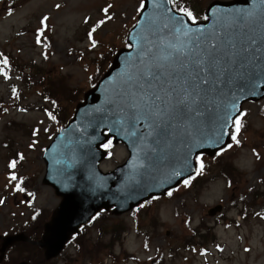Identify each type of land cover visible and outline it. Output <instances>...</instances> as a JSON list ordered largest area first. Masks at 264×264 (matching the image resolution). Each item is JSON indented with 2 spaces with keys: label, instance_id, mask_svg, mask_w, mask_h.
I'll list each match as a JSON object with an SVG mask.
<instances>
[{
  "label": "rangeland",
  "instance_id": "obj_1",
  "mask_svg": "<svg viewBox=\"0 0 264 264\" xmlns=\"http://www.w3.org/2000/svg\"><path fill=\"white\" fill-rule=\"evenodd\" d=\"M184 1L203 20L212 2L232 0ZM142 5L143 0H0L1 249L7 244L0 264H264V98L244 103L243 126L239 134L232 130L239 143L232 139L223 151L197 158L198 175L171 195L124 213L100 212L59 256L46 259L39 245L62 200L44 182L43 151L60 129L45 110L54 103L47 97L57 107L68 106L70 121L128 46ZM30 67L47 81L37 73L33 82ZM106 147L104 170L126 160L123 143ZM218 205L222 209L212 213Z\"/></svg>",
  "mask_w": 264,
  "mask_h": 264
},
{
  "label": "water",
  "instance_id": "obj_2",
  "mask_svg": "<svg viewBox=\"0 0 264 264\" xmlns=\"http://www.w3.org/2000/svg\"><path fill=\"white\" fill-rule=\"evenodd\" d=\"M128 43L44 152V182L62 197L39 241L47 259L103 208L124 213L195 174L198 154L229 144L242 105L264 98V0L214 1L198 23L144 0ZM110 137L130 155L104 172Z\"/></svg>",
  "mask_w": 264,
  "mask_h": 264
},
{
  "label": "trees",
  "instance_id": "obj_3",
  "mask_svg": "<svg viewBox=\"0 0 264 264\" xmlns=\"http://www.w3.org/2000/svg\"><path fill=\"white\" fill-rule=\"evenodd\" d=\"M183 2L177 4L176 2H174V6L175 8H177L178 10L180 9V11L183 10H187V11H191L193 13V15L197 18L198 17V14L197 12L194 10L193 7H191V5H188L187 4V1H184L182 0ZM184 12V11H183ZM102 56V55H101ZM98 57V58H101ZM6 58H4V61H5ZM8 60V59H6ZM30 77L33 78V82L35 81V78L37 76V73H38V76L40 75V72L39 70H36V67H30ZM29 76V75H28ZM43 78V81L42 83H45L47 81V78H46V75L45 73L44 74H41L40 75V79L42 80ZM52 83V81H51ZM50 87V86H49ZM51 88V91L53 93H58V91H56L54 88L50 87ZM53 97V96H52ZM76 97V96H75ZM49 100H52V102L54 103H50L49 107L51 108H46V112L48 113L49 117L51 119H53L54 117V124L55 125H59V128L63 127L64 125L67 124V122L69 121L70 117L72 116V114L70 115L69 112H68V106H60V107H57L58 105V102L54 99H51L50 97H47ZM55 98V97H54Z\"/></svg>",
  "mask_w": 264,
  "mask_h": 264
},
{
  "label": "snow or ice",
  "instance_id": "obj_4",
  "mask_svg": "<svg viewBox=\"0 0 264 264\" xmlns=\"http://www.w3.org/2000/svg\"><path fill=\"white\" fill-rule=\"evenodd\" d=\"M58 7H59V6H58ZM182 11H184V14H185L186 16L190 17V18L193 20V22H195L196 17L193 15V13H192L191 11H187V10H183V9H182ZM105 12H107V9H105ZM46 19H47V17H45V20H46ZM170 47H174V46H171V45H170ZM212 47H215V45H212ZM177 50H179V49H177ZM169 56H171V53H169L167 56H163L162 59L167 60V59L169 58ZM4 63H5V64L7 63V60H6V59H5ZM198 63H202V61H198ZM203 83H204V84H207L208 81H207V80H204ZM157 99H160V97L157 96ZM53 119H54V117H53ZM234 124H235V132H236V134H239V132H240L242 126H243V125H242V120H241L240 118H237V119L234 121ZM232 139H233V140H236V142L239 143V141L237 140L236 135H233ZM15 166H16V163H15V161H13L11 167L15 168ZM200 167H201V170H202V169H203V164H201ZM12 179L15 180L16 177L13 175V176H12ZM186 183H187V182H186ZM17 190L22 191L23 189H20V188L18 187ZM168 194L171 195V192H169ZM0 203H2V201H0Z\"/></svg>",
  "mask_w": 264,
  "mask_h": 264
},
{
  "label": "flooded vegetation",
  "instance_id": "obj_5",
  "mask_svg": "<svg viewBox=\"0 0 264 264\" xmlns=\"http://www.w3.org/2000/svg\"><path fill=\"white\" fill-rule=\"evenodd\" d=\"M1 247H2V245L0 246V250H2L3 251V248L1 249ZM5 254H6V252L4 253V256H5ZM4 258V257H3ZM1 263V262H0Z\"/></svg>",
  "mask_w": 264,
  "mask_h": 264
}]
</instances>
